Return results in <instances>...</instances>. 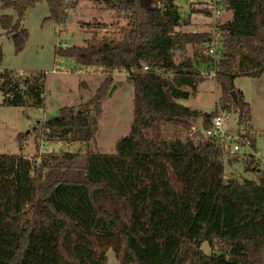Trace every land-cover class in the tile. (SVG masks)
Here are the masks:
<instances>
[{
  "label": "trees",
  "instance_id": "obj_1",
  "mask_svg": "<svg viewBox=\"0 0 264 264\" xmlns=\"http://www.w3.org/2000/svg\"><path fill=\"white\" fill-rule=\"evenodd\" d=\"M0 2L17 14L16 22L11 15L0 19L17 52L28 37L21 24L30 8L46 2L48 20L58 22L65 15V0ZM221 4L233 16L220 28L245 54L244 69L237 72L232 71L234 55L221 60L218 107L234 109L240 122L249 125L251 106L235 80L264 76V0ZM108 8L128 21L120 39L96 33L84 47L56 49V54L80 67L128 72L134 89L130 133L117 142L113 154L52 153L40 163L20 154L0 155V264H107L109 249L121 264H264V173L246 164L257 181H225L222 154L210 140L160 137L162 124L191 129L202 118L201 129L206 130L217 116L178 103L206 79L196 64L211 70L202 50L211 34L181 32L176 0H116ZM189 46L194 57L178 61L176 52L184 53ZM115 84L114 76L107 75L80 108H62L43 122L42 141H90L91 128ZM0 92L4 105H44L41 77L0 71ZM150 130L155 132L152 137L147 135ZM204 243L211 254L202 251Z\"/></svg>",
  "mask_w": 264,
  "mask_h": 264
},
{
  "label": "rangeland",
  "instance_id": "obj_2",
  "mask_svg": "<svg viewBox=\"0 0 264 264\" xmlns=\"http://www.w3.org/2000/svg\"><path fill=\"white\" fill-rule=\"evenodd\" d=\"M116 0H65L64 18L58 22L48 20L50 9L46 2H40L30 8L21 24V28L27 30L28 37L24 48L17 52L14 41L7 35L0 24V50L2 61L0 71L9 70L27 77H41L44 80V105L42 108L33 107L27 103L24 107H11L3 104L0 94V155L20 154L40 163L43 156L63 152H94L99 154L115 153V146L119 140L128 136L134 118V89L133 83L126 76L115 75L116 84L108 93L103 104V113L96 126L91 128L92 138L85 144L73 142L64 143V147L51 145L50 153H43L41 125L46 120L59 114L62 108L69 107L77 110L96 93L100 83L106 77L101 75L96 68L80 67L71 58H65L56 54V49L66 47H84L86 41L93 34L109 39H120L128 21L116 11H111L108 4ZM213 0H176L182 21L188 20L189 24L181 26L179 30L195 31L197 33L210 30L209 15L203 11ZM222 15L218 22L222 25L224 18H230V13L222 4ZM3 15H11L14 21L17 14L13 9H3L0 2V19ZM209 21V25L201 22ZM106 26L105 28H99ZM203 50V49H202ZM193 49L176 52L178 61L193 58ZM244 54L240 56L239 64ZM199 83L196 93H191L187 100H178V103L196 110L200 113H219V98L221 89L216 80L205 77ZM114 86H116L115 89ZM235 87L241 91L245 100L251 106L250 126L257 133V148L264 150V76L250 78L239 76L235 80ZM192 92L189 87L184 88ZM111 92V94H110ZM3 104V105H2ZM233 110V109H232ZM231 110V111H232ZM232 119L236 118L232 114ZM202 118L192 123L191 129L181 125L162 124L159 128L162 140L185 142L188 138H194L195 130L202 128ZM234 122H232L231 125ZM202 130V129H201ZM18 134H22L20 138ZM155 134L150 130L147 135ZM227 168V174L239 180L250 179L257 181L255 172L247 171L245 161L237 160ZM202 251L211 254L212 249L207 243L202 245ZM107 264H121L112 249L107 251Z\"/></svg>",
  "mask_w": 264,
  "mask_h": 264
},
{
  "label": "built area",
  "instance_id": "obj_3",
  "mask_svg": "<svg viewBox=\"0 0 264 264\" xmlns=\"http://www.w3.org/2000/svg\"><path fill=\"white\" fill-rule=\"evenodd\" d=\"M206 7L209 12V33L211 34V39L202 49L203 54L210 59L211 70L205 73L204 76L216 80L219 64L226 55H234L236 58L232 67L233 72L243 70V60H241V64L238 62L240 56L245 52L237 44L232 43L229 37L226 38L220 28L221 24H219L218 20L223 12L221 0H213ZM90 68L92 69V67ZM143 69L145 71L148 70V66H144ZM96 70L101 75L106 76L109 74L113 76L128 75L126 70L109 72V70L103 67H98ZM232 114L236 118L232 119ZM232 122H234V125H231ZM202 131L205 134V138L210 140L222 154L225 168L223 179L225 181L232 179L231 174H227L226 170L232 164L237 163V160L245 161L246 164H249L250 168L256 169L257 174L264 173V150H259L253 144V140L257 138V133L250 125L240 122L239 115L234 109L227 112L219 108V113L212 118L209 128ZM53 144L59 145L60 148L64 147V143L61 141L50 142L46 140L42 144L43 153H50L49 149Z\"/></svg>",
  "mask_w": 264,
  "mask_h": 264
},
{
  "label": "crops",
  "instance_id": "obj_4",
  "mask_svg": "<svg viewBox=\"0 0 264 264\" xmlns=\"http://www.w3.org/2000/svg\"><path fill=\"white\" fill-rule=\"evenodd\" d=\"M226 13H230V18H227V17H225L224 18V22H222V24H224V23H226V22H228V21H230L231 19H232V16H233V13L231 12V11H226ZM183 22V21H182ZM186 23L187 24H189V22H188V20H186V22H183V26H186ZM209 23V21H207V17H206V19H205V21H203V22H201V24H203V25H205V28H207V26L209 25L208 24ZM183 32H185V33H191V31H183ZM192 32H195V31H192ZM201 32H208V31H206V29L205 30H202ZM196 67L197 68H199V70L203 73V74H205V73H207L208 71H210V68L208 67V65L207 64H203V63H198V64H196ZM0 94L2 95V93L0 92ZM2 98H3V95H2ZM3 100H4V98H3ZM246 101V100H245ZM247 102V101H246ZM248 103V102H247ZM0 105H1V103H0ZM3 105V104H2ZM253 129V128H252ZM254 130V129H253ZM255 131V130H254ZM256 132V131H255ZM256 147H257V138H256Z\"/></svg>",
  "mask_w": 264,
  "mask_h": 264
},
{
  "label": "water",
  "instance_id": "obj_5",
  "mask_svg": "<svg viewBox=\"0 0 264 264\" xmlns=\"http://www.w3.org/2000/svg\"><path fill=\"white\" fill-rule=\"evenodd\" d=\"M115 88H116V86H114L113 89H115ZM110 94H111V92H110ZM231 96L233 98L235 106L239 107V99H238L237 91L231 92ZM193 136L199 138L200 140L206 139L205 134L203 133V131L201 129L195 130V132L193 133ZM126 137H128V136H126Z\"/></svg>",
  "mask_w": 264,
  "mask_h": 264
}]
</instances>
